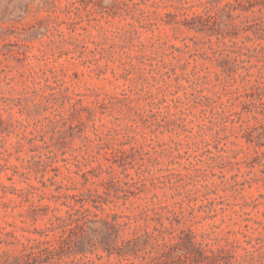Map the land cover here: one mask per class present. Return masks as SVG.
Returning a JSON list of instances; mask_svg holds the SVG:
<instances>
[{
    "label": "rangeland",
    "instance_id": "374dc122",
    "mask_svg": "<svg viewBox=\"0 0 264 264\" xmlns=\"http://www.w3.org/2000/svg\"><path fill=\"white\" fill-rule=\"evenodd\" d=\"M69 205L180 243L49 252ZM189 229L264 264V0H0V264H206Z\"/></svg>",
    "mask_w": 264,
    "mask_h": 264
},
{
    "label": "trees",
    "instance_id": "16d2710c",
    "mask_svg": "<svg viewBox=\"0 0 264 264\" xmlns=\"http://www.w3.org/2000/svg\"><path fill=\"white\" fill-rule=\"evenodd\" d=\"M235 2H238V0H235ZM235 9L249 10V7L243 4L242 5L239 4L235 6ZM260 84H261V81H259L258 83L251 84L250 87L251 88L258 87V89L261 90L262 87ZM247 140L248 141L253 140L252 133H251V137H247ZM259 144H263V143H259ZM69 206L73 212H70L67 217L66 216L61 217V216L55 215L56 219L62 221L61 223L56 225L53 229V230H56L60 228V233L57 238L59 239V243L57 246H55L54 244L51 243L50 240H47L46 241L47 246L45 247V249L49 252H56L58 250H61L66 245L70 247L72 246V243L76 247L75 249L76 253H83V254H85L86 252L84 248H86L89 251H92L97 247L98 243H101V244L104 243L108 245V247H111L109 248L110 253L116 252L120 256L126 254L130 250H132L133 252H136L137 249L135 245L131 247H126L130 244L131 242L130 240L129 241L123 240V246L116 244V238L117 236H119V232H118L119 227L122 224L131 226L133 225L132 223H134L135 225L134 233L136 235V238H135L136 242L138 243L142 242L143 244H148L150 243V240L152 239H155L156 242L160 241L158 236L156 235L152 236L151 233L147 230L142 234L137 233L136 228L137 229H142V228L136 225L135 222L138 221L141 218V216H138V215L131 216V215H124V214L118 215L117 213H113L111 215L109 213H105V215H103L99 212L89 213V211L87 209H84L83 206L79 208L72 207L71 205ZM91 214H93L92 216L93 218H91ZM110 216H112L111 220L108 219V217ZM122 217H124L126 221L125 220L123 222L118 221V219ZM148 217H150V215L147 214L146 212V217L144 219L146 220ZM190 225L191 224L189 223L185 224V226H189V227ZM105 227L112 228L116 236L111 235V233L106 232V230H104ZM155 229L158 231L160 230L159 227L157 226H155ZM72 236L75 237L74 238L75 241H70ZM194 236H195V232L189 229V233H187L186 242L184 243V245L188 249L189 247H187V245H191L192 249L197 251V253H199L201 257L206 258V262H207L206 264H210L208 259L213 255L205 254V250L203 246H200L199 244H197L195 240H193ZM160 238L162 242H159L158 244H162L163 246L161 250L162 255L167 254V253L171 255L172 254L170 253L171 247L180 243L178 240H173L172 238L166 239L164 235H160ZM36 256L37 254H35L34 257Z\"/></svg>",
    "mask_w": 264,
    "mask_h": 264
}]
</instances>
